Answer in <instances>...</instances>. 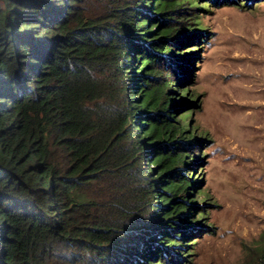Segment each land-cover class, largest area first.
Here are the masks:
<instances>
[{
    "label": "trees",
    "instance_id": "obj_1",
    "mask_svg": "<svg viewBox=\"0 0 264 264\" xmlns=\"http://www.w3.org/2000/svg\"><path fill=\"white\" fill-rule=\"evenodd\" d=\"M187 1L0 0V264L185 253Z\"/></svg>",
    "mask_w": 264,
    "mask_h": 264
},
{
    "label": "rangeland",
    "instance_id": "obj_2",
    "mask_svg": "<svg viewBox=\"0 0 264 264\" xmlns=\"http://www.w3.org/2000/svg\"><path fill=\"white\" fill-rule=\"evenodd\" d=\"M184 5L193 37L175 115L194 134L183 198L197 220L173 264H264V0Z\"/></svg>",
    "mask_w": 264,
    "mask_h": 264
}]
</instances>
